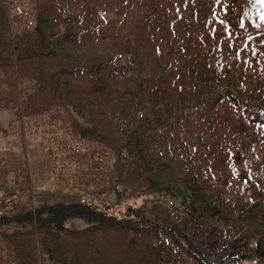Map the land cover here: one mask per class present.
<instances>
[{
	"label": "trees",
	"instance_id": "obj_1",
	"mask_svg": "<svg viewBox=\"0 0 264 264\" xmlns=\"http://www.w3.org/2000/svg\"><path fill=\"white\" fill-rule=\"evenodd\" d=\"M0 194V264H264V0H0Z\"/></svg>",
	"mask_w": 264,
	"mask_h": 264
},
{
	"label": "rangeland",
	"instance_id": "obj_2",
	"mask_svg": "<svg viewBox=\"0 0 264 264\" xmlns=\"http://www.w3.org/2000/svg\"><path fill=\"white\" fill-rule=\"evenodd\" d=\"M26 169H27V164L25 162ZM28 180V179H27ZM29 183V180H28ZM2 195L0 194V198ZM114 194L112 195H107V196H101V195H93L89 193H82L79 196H77V199L80 202L86 203V204H104V203H109L112 204L115 202ZM155 198L151 193H143V192H138L134 197H132L130 200L127 201L128 204L134 206V207H147L151 204V202ZM83 222L81 220H73L71 222L67 223V226L71 228H83ZM239 264H254L253 262L250 261H240Z\"/></svg>",
	"mask_w": 264,
	"mask_h": 264
}]
</instances>
